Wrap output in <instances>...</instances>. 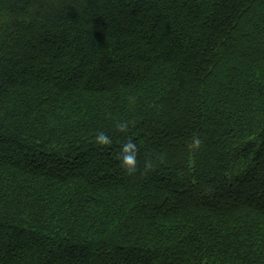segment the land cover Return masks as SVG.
<instances>
[{"label":"trees","instance_id":"obj_1","mask_svg":"<svg viewBox=\"0 0 264 264\" xmlns=\"http://www.w3.org/2000/svg\"><path fill=\"white\" fill-rule=\"evenodd\" d=\"M0 264H264V0H0Z\"/></svg>","mask_w":264,"mask_h":264},{"label":"clouds","instance_id":"obj_2","mask_svg":"<svg viewBox=\"0 0 264 264\" xmlns=\"http://www.w3.org/2000/svg\"><path fill=\"white\" fill-rule=\"evenodd\" d=\"M124 125H121V128H123ZM97 142L101 145H108L110 143V140L107 136L104 134H100L97 138ZM123 155H122V165L124 168L129 172L132 173L136 170L137 166V159H136V148L135 144H133L131 141L128 144H125L123 147Z\"/></svg>","mask_w":264,"mask_h":264},{"label":"rangeland","instance_id":"obj_3","mask_svg":"<svg viewBox=\"0 0 264 264\" xmlns=\"http://www.w3.org/2000/svg\"><path fill=\"white\" fill-rule=\"evenodd\" d=\"M243 164H245L246 166H247V163H238V166L237 167H235L234 168V171H233V174H234V176H236V175H239L243 170V167H244V165ZM242 170V171H241ZM241 171V172H240ZM239 172V173H238Z\"/></svg>","mask_w":264,"mask_h":264}]
</instances>
